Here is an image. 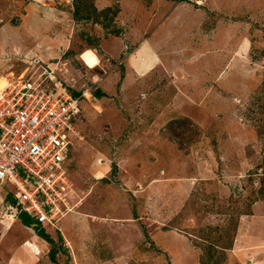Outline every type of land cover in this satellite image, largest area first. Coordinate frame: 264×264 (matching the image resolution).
I'll return each mask as SVG.
<instances>
[{"label": "rangeland", "instance_id": "374dc122", "mask_svg": "<svg viewBox=\"0 0 264 264\" xmlns=\"http://www.w3.org/2000/svg\"><path fill=\"white\" fill-rule=\"evenodd\" d=\"M102 1L0 0V89L82 95L72 212L38 264H264V0ZM144 40L158 63L134 76ZM13 215L0 189V264L37 253Z\"/></svg>", "mask_w": 264, "mask_h": 264}, {"label": "built area", "instance_id": "2783aa9c", "mask_svg": "<svg viewBox=\"0 0 264 264\" xmlns=\"http://www.w3.org/2000/svg\"><path fill=\"white\" fill-rule=\"evenodd\" d=\"M81 98L21 78L0 89V189L36 227L58 228L72 212L69 163L79 139Z\"/></svg>", "mask_w": 264, "mask_h": 264}, {"label": "crops", "instance_id": "0c3cea01", "mask_svg": "<svg viewBox=\"0 0 264 264\" xmlns=\"http://www.w3.org/2000/svg\"><path fill=\"white\" fill-rule=\"evenodd\" d=\"M36 3L37 4L41 3V0H38V1L36 0ZM99 5L103 6V8H104V6H106V1L99 0V3L97 5H95V6L97 8H101V7H99ZM41 9H42V7H41ZM131 19L133 20L132 17L130 19H128V20H131ZM144 20L145 19H142V22H140L138 24V26H142L144 28L145 27V24H144L145 21ZM75 24H76V22H74V25ZM160 29H162V27ZM132 31L140 32L141 31V27H140V29H137V28L132 29ZM132 31H130L128 33L127 37H132L133 36L132 35L133 34ZM68 32L70 33V30H68ZM63 36H65V35H63ZM97 37H101V36L99 35ZM143 37H146V36H143ZM149 37H157V34H153V35H151ZM114 45H116V46L113 47ZM100 48H101L102 52L104 53L103 54V58L104 57H109L112 60H116V59L120 58V55L123 54L128 49V45L125 42H123V41H118L116 39H109V40H105L103 43L101 42L100 43ZM151 50H152L151 45L149 43H147L146 40L142 41L137 46V48H135L133 50V52L129 55V57L127 59V68L126 69H127L128 73H132V74H134V76L139 75L140 77L145 76L146 74H148V72L153 69V67L150 65V63L154 62ZM84 52H82V53H84ZM81 56H82V54H80V58H81ZM97 57L99 59V64L100 63L102 64L101 56L99 55ZM87 68H89V67H87ZM21 225H23V224L21 223ZM26 228H28V227H26ZM35 237L38 238V240H36V241L32 240L33 243H30V244L33 245L35 248H37V250L39 252H41V254L38 255V256H41L42 253L44 254L47 250H49L48 249L49 248V244L46 241H44L42 238H39L38 236H35ZM15 252H11L12 255L9 258V260L6 262V264H24L22 262L21 257H19V256H25L28 260H31V258H34V256L38 254V253L35 254L31 250H27V249L25 251L22 250L21 252L20 251L17 252L15 250ZM39 261H40V259H37V261L34 262V264H38Z\"/></svg>", "mask_w": 264, "mask_h": 264}, {"label": "bare ground", "instance_id": "6f19581e", "mask_svg": "<svg viewBox=\"0 0 264 264\" xmlns=\"http://www.w3.org/2000/svg\"><path fill=\"white\" fill-rule=\"evenodd\" d=\"M152 57H153V59H154V62H151L150 65H151L152 67H154V66L158 63V62H157V59H158V58L156 59V56L154 55V53L152 54ZM80 59L84 62V64H85L87 67H89V69H95V68H97V67L99 66V59H98L97 55H96L93 51H91V50H86L84 53H82V56H81ZM2 82H3V81L0 80V87L2 86V85H1ZM4 82H5V81H4ZM86 98H87V99L90 98V94H89V93L86 94ZM101 165H104V164H101ZM13 216H15V215H13ZM15 217H16V216H15ZM15 217H13V218L11 219V220H12V225H15L16 222H17V220L15 219ZM62 231L65 232V231H66V228L64 227V229H62ZM31 247H32V245H31ZM36 252H37L38 254L35 255L34 258H31V260H28L25 256H19V257H21L22 262H23L24 264H34V262H36L37 259L40 258V256H38V255L41 254V253H40L39 251H37V250H36ZM35 254H36V253H35ZM22 257H23V258H22Z\"/></svg>", "mask_w": 264, "mask_h": 264}, {"label": "trees", "instance_id": "16d2710c", "mask_svg": "<svg viewBox=\"0 0 264 264\" xmlns=\"http://www.w3.org/2000/svg\"><path fill=\"white\" fill-rule=\"evenodd\" d=\"M76 15V14H75ZM76 18H79L76 16ZM80 19V18H79ZM78 19V20H79ZM100 97V96H99ZM8 202L11 204V206H15L16 201L14 199H12L11 197H7ZM246 215H249V213H247ZM18 218L20 219L21 223L28 228H34L35 231L37 232V235L42 238L44 241H46L48 244L50 245H54V240L50 237V235H48L45 231V229L41 228L40 226L36 227L34 220L29 217L26 213H21ZM49 258L50 261L54 264H56V253H55V249H51L49 252Z\"/></svg>", "mask_w": 264, "mask_h": 264}, {"label": "water", "instance_id": "95a60500", "mask_svg": "<svg viewBox=\"0 0 264 264\" xmlns=\"http://www.w3.org/2000/svg\"><path fill=\"white\" fill-rule=\"evenodd\" d=\"M75 96L78 97V98H81L82 95L81 94H78V93H75Z\"/></svg>", "mask_w": 264, "mask_h": 264}]
</instances>
